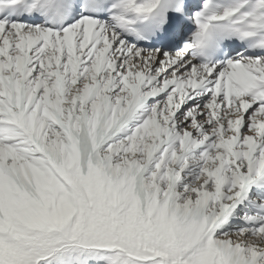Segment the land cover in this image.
I'll list each match as a JSON object with an SVG mask.
<instances>
[{"label":"snow or ice","instance_id":"1","mask_svg":"<svg viewBox=\"0 0 264 264\" xmlns=\"http://www.w3.org/2000/svg\"><path fill=\"white\" fill-rule=\"evenodd\" d=\"M0 264H264V0H0Z\"/></svg>","mask_w":264,"mask_h":264}]
</instances>
